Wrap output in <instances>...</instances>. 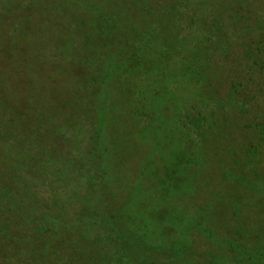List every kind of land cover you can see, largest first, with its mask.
Segmentation results:
<instances>
[{
  "label": "rangeland",
  "instance_id": "374dc122",
  "mask_svg": "<svg viewBox=\"0 0 264 264\" xmlns=\"http://www.w3.org/2000/svg\"><path fill=\"white\" fill-rule=\"evenodd\" d=\"M6 1L13 6L19 2ZM64 1L72 7L70 23L82 19L88 31L85 43L93 55L88 60L93 65L87 66L94 68V74L98 69L92 77L97 81L88 89L71 92L74 96L67 95L65 107H54L55 114H47L44 121L47 108L36 112L31 109L37 107L30 98H22L2 85L0 102L11 96L8 111L26 118L31 127L26 149L19 150V155L12 159L8 148L2 149L6 154L0 151V264H211L220 248L213 247L214 241L200 226H189L200 222L203 215L197 206L206 209L218 192L214 171L220 163H208L214 155L205 162L192 155L185 158L191 152L188 146L197 138L191 127L202 128L216 113L220 117L226 114L233 124L234 102L245 103L244 98L255 105L258 116L264 114V0H239L243 8L250 2L249 9L255 14L246 26L230 9L229 15L223 10L227 18L216 21L219 7L226 8L229 0H209L201 12L196 8L200 0H184L180 15L193 9L197 14V21L191 24L196 28L189 33L173 26L178 10H171L172 0H136V12L118 10L115 5L112 8L111 0ZM258 17L263 22L256 24ZM77 26H55L46 33L43 28L32 30L39 44L35 47L38 63L49 65L48 72L53 75L60 73V63H67L60 54L71 55L67 47L70 40L63 51H58L59 31L73 37ZM147 30L153 31L152 39L146 38L152 50L142 56V74L133 79L125 74L123 79L118 77L106 52L101 54L103 49H110L105 44L113 45ZM10 33L14 31H2L3 36ZM8 39L17 43L2 53L10 58L3 59V64L24 66L28 60L23 55L29 57L32 45L25 43L23 35L4 36L5 43ZM196 41L199 48L189 47ZM20 44L25 52L17 48ZM194 51H201L204 57L193 58ZM193 60H201L203 66H193ZM35 61L32 56L31 62ZM67 64L86 67L78 60ZM104 69L107 79L100 76ZM56 76L65 80L63 93L69 92L74 85L71 77ZM193 96L200 99H195L199 100L197 110L190 108ZM168 97L174 101L168 103ZM248 103L243 108L247 109ZM8 111L6 116L11 115ZM34 113L42 116L35 125L31 121ZM178 117L183 129L180 143L174 137ZM248 118L242 142L251 144L252 132L264 128V120L253 124L251 121L258 117ZM233 125V138L241 139V126ZM37 127L42 129V136H37ZM218 132L215 130L214 135ZM217 139H209L205 147L212 150ZM183 150L185 156L180 154ZM176 154L180 168L173 171ZM263 155H254L252 161H260L264 170ZM215 206L219 209L216 217H211L213 223L219 221L224 204L213 202ZM213 227L209 236L216 242L219 232ZM222 260L221 264H233Z\"/></svg>",
  "mask_w": 264,
  "mask_h": 264
},
{
  "label": "trees",
  "instance_id": "16d2710c",
  "mask_svg": "<svg viewBox=\"0 0 264 264\" xmlns=\"http://www.w3.org/2000/svg\"><path fill=\"white\" fill-rule=\"evenodd\" d=\"M16 1L19 2H17L16 6H13L8 4L6 0H0V92L2 91L3 85L4 88H9L12 93H17V95L20 94L22 98H30L28 100L34 105V107H37L30 108L34 109L36 112L41 107L47 108V113L45 114V116H43L44 121L47 118V114H50L51 112L55 114L52 111L54 107H56L57 109L59 107H65L68 100L67 95H75L71 94V92L76 93L81 89L83 90V88L88 89V86L91 85L92 82L94 83L95 78L92 79V77L98 74V69H96V72L94 74V68L92 66L88 68L87 66V64H92L88 60L90 56H93L88 49V43H85V41L89 39L88 31L86 27L83 26L82 19L77 23H70L71 21H69L68 12L71 11L72 7L69 6L66 1L42 0L43 2L41 4L39 3L40 0ZM135 1L136 0H111L110 5H112V8L115 5L116 9L118 10H132L131 12H136L134 11L136 10V8L133 10L134 6L136 5ZM229 1V4L226 2H223L222 4H228L226 8H222L221 6L219 7V13L217 14L216 21L218 19H222V17L227 18L224 17L225 13L223 12V10L228 9H230L232 12H235L233 16H238L240 19L238 21H241L244 26H246L249 21L252 20V18L255 19V14L249 9L250 2L247 3L249 7L243 8L241 7V3L239 0ZM208 2L209 0H200L199 2H197L196 8L201 12L204 10L203 5H206ZM169 3L170 5L172 4L171 10H178L176 11L178 15H174L177 17L172 21L173 26L175 28H178L181 33H183L184 31H188L187 33L192 32L194 28H196V26L191 24L197 21V14H195V10H189L188 13H183L182 16L180 15L181 13L179 9L184 5V0H172ZM241 11H243L242 14ZM228 12L229 10L227 11V13ZM128 16H131V14L128 13ZM201 16L202 15H200V18ZM183 19L187 20L183 21ZM209 20L211 21L210 18ZM257 20L258 21L256 22V24H258L261 19L258 17ZM261 22L263 21L261 20ZM68 24L71 25V28L78 24V26L76 27L75 35L71 37L70 34L68 35V37H66L63 35L69 32L62 30L59 31L62 38L60 39L61 43H59L58 51H63L65 42L70 40L71 43L68 44L67 42V47L71 49V55L73 56H71L70 54H60L61 57H63L62 60L67 63L78 60L79 62H83L86 67L80 66L77 68H73L72 65L68 66L67 63H60V65L62 64L60 73L56 71V73H54V77L52 73L48 72L49 65L41 66V62L40 64L38 63L39 52L35 47H37L39 44H37V41H35V36L33 35L32 30L33 32H37L39 29L43 28L44 32L46 33L47 31H49V28H53L56 26V29H59L60 27L64 26L68 27ZM6 29L14 31V33H10L9 35L5 34L4 36H6V38H9L13 35H23L25 43H29L30 45H32V47L29 48L32 49L31 54H28L29 57L26 58L24 56L25 53L23 55V58L28 60L24 63V66H20L19 64H10L6 66L3 64L5 62V60L3 59L10 58L8 55L3 56L2 53L5 54V52L12 49V47L17 43V40L15 39L14 41L8 39V43L4 42L2 31ZM148 31L149 30L143 31V33L139 34H132L130 35L131 37L128 38L124 37L118 42H113V45H106L107 43L105 44V46L110 47V49L108 52L103 49V53L101 54H104L106 52L104 55L107 56L108 62L111 61L113 62L114 67L116 66V68L114 69L118 74V77L122 75L121 77L123 79V74H125L129 78H131L132 76L133 78H135L136 75L138 76L142 74L140 73V63L142 56L147 55L146 52L152 50V46L148 44L146 38L152 39L153 31H149L151 34H148ZM262 32L264 33V30ZM102 39L108 42V39H106L105 37H102ZM262 40H264V37L262 38ZM197 45L199 44L196 41V43L194 44H189V47L196 48L198 47ZM17 48L19 50H22L21 52H25V47H23L22 44L17 45ZM194 53L195 54H191L193 58L200 59L204 57L201 51H194ZM32 56L35 57V62H31ZM66 56H68L69 58L67 61ZM193 62V66H203L201 60L197 63H195V60H193ZM80 68H85L86 70L83 71ZM59 74L64 75V78L66 79H69L71 77V80L74 82V85L70 86V93H63L65 80H60V77L56 76ZM50 76L52 77L49 79ZM100 76H104L105 79L109 78L106 69H104L103 72L100 73ZM119 82H121V80ZM81 92L83 93V91ZM195 99L199 98L193 96V100ZM244 99L245 103L240 102L239 104H236L234 102V104L236 105V108L234 109V116H236V120H233V124L241 126L238 132L241 139L233 138V134H235L236 132L232 128L234 127V125L232 124L231 119H229L226 114H223V116L220 117L216 113V115H211L210 122L209 120H205L204 126H201L202 128L199 129L197 127L196 130L195 128H193V126L191 127L197 132L196 142L194 145L188 146L187 150L191 149L190 154L188 152L186 155V150H183L182 153H180L181 156L186 155L185 158H187L188 155L190 157L192 155L194 159L199 161L202 160L204 162L206 160H211V156L214 155V159L209 161L208 163H220V167H218L217 170L214 171L215 176L218 177L217 183L215 185L219 187L218 192H215L212 202L206 209L204 208V206H197L199 207L197 210L203 212V215H206L207 217L204 218V216L201 215V218L199 219L200 222L198 220L193 221L189 226L190 228H194V226L197 225L200 226L204 235L208 234L209 239L214 241L213 247L217 245L220 248L218 249V257L214 255L211 258V264H221V261H223L222 259H224V261H231L233 262V264H264V193L261 189V187L264 188V170L259 166L260 161H257V163H253L252 161V157L254 155H257L258 153H264V128H258L252 132L253 139L251 140V144L242 142V139L246 137L245 130H247L250 123H245L246 120L249 121L250 119L248 118V116H251V120L252 116L258 117L251 121L252 123L254 122L256 124L264 120L259 117L264 116V114H260L258 116L255 112V110H258L255 108V105L248 103L249 100L247 102L246 98ZM10 100L11 96H7L4 97V101L0 102V151H3V148H8L7 155L12 158L13 155L20 154L19 150L26 149V134L29 133V128L31 126L28 124L26 118L17 117L15 112L8 111L12 104L10 103ZM168 100V103L174 101L172 97H168ZM199 100H195L191 103L190 108L192 110H197ZM247 103V109L243 108V106ZM223 108L224 107H222L221 109L222 111ZM7 111L9 114H11L10 116H6ZM41 118L42 116H36L35 114L31 119L32 124L35 125V122L40 121ZM15 123H17L18 126H14ZM228 123L232 124V126H228ZM180 124L181 120L178 117L175 120L176 128L174 131V137L179 143L181 141L180 139H183L181 135L183 129L180 127ZM227 127H230L228 132ZM154 130L156 131L157 129ZM215 130H218L219 132L218 134L214 135ZM41 131L42 129L37 127V132H40L37 134V136L43 135ZM188 135H190L189 132ZM213 137L218 138L217 140L219 141L212 147V150H208V146L206 148L205 144L209 139H212ZM12 140L14 142L11 146L10 143ZM234 158L235 160H233ZM173 160L175 162L173 171H176L177 168L179 170V154L174 155ZM171 174L172 176H174L175 172H172ZM170 179L171 178H169L168 176L167 180ZM165 180L161 183V185L164 184ZM255 197L257 198L256 201H254ZM219 201H221V205L224 204L223 210L219 212V221L217 223H213L214 220H212L211 217H216V212L219 209L218 206L213 207V202ZM213 226L216 227L219 232V237L216 242L213 236H209L211 227ZM21 245H24V243H21Z\"/></svg>",
  "mask_w": 264,
  "mask_h": 264
}]
</instances>
